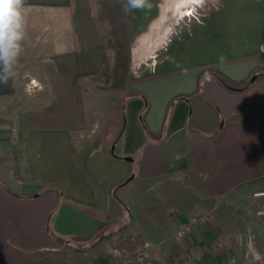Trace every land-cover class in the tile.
Returning <instances> with one entry per match:
<instances>
[{
	"label": "crops",
	"instance_id": "crops-1",
	"mask_svg": "<svg viewBox=\"0 0 264 264\" xmlns=\"http://www.w3.org/2000/svg\"><path fill=\"white\" fill-rule=\"evenodd\" d=\"M148 15L154 26H123L133 92L94 125L83 95L116 61L92 2L26 0L0 98L27 77L45 98L0 118V264H253L264 235L246 200L264 184V0H154ZM16 140L24 179L12 172ZM201 213L207 221L176 236Z\"/></svg>",
	"mask_w": 264,
	"mask_h": 264
},
{
	"label": "rangeland",
	"instance_id": "rangeland-1",
	"mask_svg": "<svg viewBox=\"0 0 264 264\" xmlns=\"http://www.w3.org/2000/svg\"><path fill=\"white\" fill-rule=\"evenodd\" d=\"M96 12V17L98 19L99 29H100V37L102 39V43L106 52L107 59L114 58L115 61L118 58V49H117V42L115 37L113 36L112 30L114 26H138L139 22L145 23L147 20L151 23V26H154L155 19H150L149 13H152L154 8V0H150L151 2V9L145 10H129L125 11L126 0H90ZM148 22V23H149ZM149 23V24H150ZM142 47L139 46L138 41L136 40L132 46L133 54H139V50ZM126 46L124 50L120 52L121 56L120 59L122 61V57L127 53ZM128 54V53H127ZM21 58V56H19ZM38 64L35 66L37 69ZM114 78V72L110 71L107 65H105L101 78L99 79L98 86L90 87L87 90V94L83 95L84 100L86 102V114L88 119L93 122L94 125L97 124L101 115V109L104 106L111 105L112 101L114 102V108H117V104L119 103L121 96L122 98H127L133 91L128 85H124L126 80H123V83L120 86H113L112 81ZM33 81L32 79L27 78H20L21 86L24 88L23 92L17 95L11 96H2L0 98V118L2 121L8 122L9 119L13 116L12 109L13 106L18 104L19 105H26L28 103H37L43 101L45 98L44 95L35 94L32 85L30 82ZM125 87V88H124ZM124 88V89H123ZM121 91L122 95H121ZM107 103V104H106ZM14 140L15 136L12 134ZM263 193V194H262ZM246 200L249 201V208L253 209L254 215L259 218H264V184L261 189L254 190L249 193L246 197ZM201 213L198 215H193L190 218H199L202 216ZM201 222H194L190 225V230L196 224ZM221 241H227L226 238H221ZM249 244V243H248ZM247 244V246H248ZM261 247L255 246L253 252L256 254L257 260L254 261V264H264V235L262 239ZM245 249V248H244ZM142 255L145 256L144 247L142 246ZM152 248L149 246V250L147 253V257L151 252ZM250 262L252 261L251 254H247ZM134 257H127L124 262H119L117 264H125L128 260L133 259ZM187 259V258H186ZM185 259V260H186ZM154 260V259H153ZM152 260V261H153ZM158 262L161 261V258L157 256ZM185 260H182L185 261ZM162 262V261H161ZM176 264L181 263V261H176Z\"/></svg>",
	"mask_w": 264,
	"mask_h": 264
},
{
	"label": "clouds",
	"instance_id": "clouds-1",
	"mask_svg": "<svg viewBox=\"0 0 264 264\" xmlns=\"http://www.w3.org/2000/svg\"><path fill=\"white\" fill-rule=\"evenodd\" d=\"M151 7L150 0H126L125 11H142ZM25 9L26 0H0V61H3L5 71L8 69L9 62L18 55L20 50L18 42L23 38L21 29ZM248 243L251 245V240ZM249 253L254 264L257 258L251 247Z\"/></svg>",
	"mask_w": 264,
	"mask_h": 264
},
{
	"label": "trees",
	"instance_id": "trees-1",
	"mask_svg": "<svg viewBox=\"0 0 264 264\" xmlns=\"http://www.w3.org/2000/svg\"><path fill=\"white\" fill-rule=\"evenodd\" d=\"M112 33L117 42V49H118V58L116 59V62H115L114 78L112 81V85L120 86L123 83L124 75H125V69L120 59V56H121L120 52L124 50V47L128 43V38L122 26H114ZM215 73L225 86L230 87L227 80L219 72H215ZM180 97L185 98L186 96H180ZM180 97L176 99H179ZM140 120H141L142 125H144L145 127L143 115L140 118ZM18 145H19L18 140L14 141L13 148H12V154H11L12 159H13L12 172L17 178L24 179V176L22 174V169H21L22 156L18 148ZM262 170L263 171H262L261 178H264V165H263Z\"/></svg>",
	"mask_w": 264,
	"mask_h": 264
},
{
	"label": "built area",
	"instance_id": "built-area-1",
	"mask_svg": "<svg viewBox=\"0 0 264 264\" xmlns=\"http://www.w3.org/2000/svg\"><path fill=\"white\" fill-rule=\"evenodd\" d=\"M30 84L32 86H34V81H31ZM263 194V193H262ZM208 219V214H202V216L199 218H189V220L185 223H181L178 225L177 229H176V236L182 238L185 237L189 232H190V225L194 222H204L207 221ZM144 247V254L145 256H147L148 250H149V245L147 243L143 244ZM126 264V263H125ZM179 264H187L185 261L179 263Z\"/></svg>",
	"mask_w": 264,
	"mask_h": 264
},
{
	"label": "snow or ice",
	"instance_id": "snow-or-ice-1",
	"mask_svg": "<svg viewBox=\"0 0 264 264\" xmlns=\"http://www.w3.org/2000/svg\"><path fill=\"white\" fill-rule=\"evenodd\" d=\"M188 2H196V3H198L199 2V0H188ZM191 13H189V15H190Z\"/></svg>",
	"mask_w": 264,
	"mask_h": 264
},
{
	"label": "water",
	"instance_id": "water-1",
	"mask_svg": "<svg viewBox=\"0 0 264 264\" xmlns=\"http://www.w3.org/2000/svg\"><path fill=\"white\" fill-rule=\"evenodd\" d=\"M124 159H125V160H131V158H130V157H124Z\"/></svg>",
	"mask_w": 264,
	"mask_h": 264
}]
</instances>
